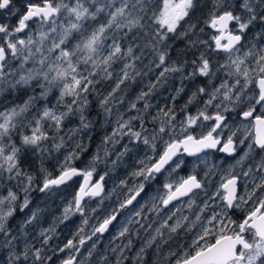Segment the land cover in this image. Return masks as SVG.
<instances>
[{"label": "snow or ice", "instance_id": "obj_1", "mask_svg": "<svg viewBox=\"0 0 264 264\" xmlns=\"http://www.w3.org/2000/svg\"><path fill=\"white\" fill-rule=\"evenodd\" d=\"M199 7L200 0H0L8 14L0 21V96L19 97L0 110L6 264H92L112 230L121 240L110 249L115 264H125L134 238H142L136 264H147L149 249L154 264H264V0H213L202 21L213 30L206 40L197 35L205 31ZM185 37L205 51L173 60L169 41ZM149 73L146 89L121 112L125 89ZM177 76L174 94L153 105V94ZM92 97L100 129L89 118ZM94 131H102L100 143L77 167ZM53 152L50 171L45 160ZM125 157L130 171L107 191L106 178ZM77 177L60 216L30 239L26 229L42 211L30 208L32 194L54 193ZM25 210L13 231L11 221ZM73 217L75 231L53 247L57 224ZM103 264H111L107 256Z\"/></svg>", "mask_w": 264, "mask_h": 264}, {"label": "rangeland", "instance_id": "obj_2", "mask_svg": "<svg viewBox=\"0 0 264 264\" xmlns=\"http://www.w3.org/2000/svg\"><path fill=\"white\" fill-rule=\"evenodd\" d=\"M11 19H13V18H11ZM211 31H213V30H210V29L208 30V38H209V33ZM213 54L216 55V53H213ZM218 58H216V59L219 60V62H221V63L224 62L223 54H220ZM217 60H215L213 63H216ZM188 70H190V68ZM154 75H155V73H152L149 76L150 79H148V82L152 79V77ZM178 81H179V77L177 76L174 80H170L169 83H167L164 87L159 88L153 94V96L150 98L151 103L153 105H163L167 101V99L171 95L174 94V88L179 87ZM148 82H147V84H148ZM146 85H145V87H146ZM179 102H182V101H178V103ZM142 104H143V102L141 103V106H142ZM40 106H42V104ZM141 106H138V107H141ZM190 110H193V109H190ZM121 112H124V111H121ZM229 119L231 121L232 117L230 116ZM205 123L207 124L208 122H205ZM72 126H75V123H73ZM110 128H111V126L108 129L109 131H110ZM200 130L201 129H197V132H199ZM116 150H119V145L116 146ZM146 152H148V149L144 148V150L140 153V156L143 157ZM132 163H133V161L131 158L125 157L123 166L116 168L113 172L110 173V177L106 178V190L107 191H111L116 186V184H118L119 179L125 177L126 172L130 171ZM229 163H234V161L229 162ZM100 166H101V168H98V171L102 172L104 170L105 166L104 165H100ZM108 167L109 168L111 167L110 163H109ZM203 167L204 166L201 165V168H203ZM180 175H182V173H180ZM79 182H80V179H75V182H73L71 184V186L61 187L60 189L54 190V193H50L48 195H45L46 199L49 198V201H48L49 207L40 213V218L38 221L33 222L32 225H29L27 227L26 231L28 232V236L30 239L32 237H37L39 234V231L41 229L48 228L50 225H52L56 221L57 217L60 216L62 208L64 207V205L67 203L68 200L71 199L73 192H74L75 188L78 186ZM113 199H115L114 196H113ZM92 203L94 204L95 201H93ZM110 203H112V201L107 200V201H105L104 206L107 207L108 204H110ZM21 221H23V219ZM78 224H79V217H73L71 220L65 222L64 224H57L56 236L54 237L53 241L50 242V244L53 247H55L57 245H62V243L70 236V234L75 231ZM114 234H115V230H112L110 234H107L102 238V241L99 244V245H101V248H100L101 251L97 249L98 254H94V258L92 259V264H101V262L103 263V257L104 256L108 257L109 261H111V264H115V259H114L115 254L112 253L110 251V249L112 247H115L116 244L121 243V240L116 241L115 239H113ZM21 238L23 241V237H21ZM22 241H21V245H22ZM113 241H114V244L110 245V243ZM33 242H36L37 244L39 243L38 240H35ZM87 247H88V245H85V248H87ZM132 249H133V247H132ZM0 250L2 251V254H3V256L0 258V264H6L7 256L5 254V250H3V249H0ZM149 250H151V249H149ZM128 252L126 253L128 256L127 261L130 262V264H132V262L135 261V259H134V256L130 257V251H128ZM151 252L153 255L156 254L153 252V250H151ZM149 254H150V252H149ZM60 255H63V254H60ZM53 264H59V261L56 258H54Z\"/></svg>", "mask_w": 264, "mask_h": 264}, {"label": "trees", "instance_id": "obj_3", "mask_svg": "<svg viewBox=\"0 0 264 264\" xmlns=\"http://www.w3.org/2000/svg\"><path fill=\"white\" fill-rule=\"evenodd\" d=\"M234 2L238 3V0H234ZM212 5H213V0H200V7L197 9L196 14H195L196 18H201V23L199 26L205 28L204 33L198 32L197 35H199L200 38L204 39V40L208 39L209 28L205 27V25L203 24L202 21H203V18H206L208 12L212 9ZM3 20H4V17L0 16V21H3ZM182 24H183V22H182ZM183 27H187V25H183ZM178 31H179V29H178ZM191 39H193V40L196 39V36H191ZM141 42H142V40L137 41V43H141ZM124 43H127V41H125ZM189 43L190 42H189L188 37L171 39L169 41V44L171 45V48H172V53H171L172 59L178 60V61L186 60V61L190 62L191 60L197 58V56L199 55V52L205 51V49L202 45L199 46L198 48H191V47H189ZM137 54H139V50L137 51ZM143 54L145 57L143 63L148 64L149 61L151 60V56L149 55V50L145 49ZM208 54H209L212 62L217 60L216 58L219 57V55H217V54L216 55H214L213 53H208ZM217 61H219V60H217ZM151 74L152 73H149L147 76H144L143 79L138 78V83L132 84L127 89H125L126 95L124 96V104L123 105L118 104L116 106L117 108H119L120 111H125L126 105L129 102L135 101L136 95H138L142 89H146L145 85L147 84L148 79H150L149 76ZM109 85H111V81L104 82L103 84L99 85L98 88L102 92H106V90H108V88H109ZM118 95H120V94L118 93ZM5 96H7V93H5ZM90 99L93 100L94 110L91 112L89 118L96 120L97 121L96 128L100 129L101 125L104 124V120L102 118L97 117V112L100 111L98 105H96V100L98 98L92 97ZM12 100L19 102V97L16 94H13L11 97H8V99L6 100L4 96H0V110H2L4 107L8 106ZM141 103L142 102H140L138 104V106H141ZM115 110L116 109H114V112H115ZM109 127H110V125L108 126V129H109ZM102 134H103L102 131H94L93 132V134H92L93 138H92L91 144L88 148V151L86 153H84V155L81 157V160L76 161L77 167H83L84 163L91 159L92 155L96 151L97 146L100 143V138H101ZM84 142L86 144L88 143L87 140H85ZM57 156H59V154L53 152L52 156L48 157L45 160V166L48 167L50 171H54L53 165L55 163ZM62 158L63 157L61 156L60 159H62ZM32 159H33L32 170L35 171L36 167L39 165L40 161L35 157H33ZM99 168H101V166H99ZM32 200H33V203H32V205H30V208L39 207L42 211H44L46 208L49 207V205H48L49 204V202H48L49 198L46 199L45 194L34 192L32 194ZM28 214H29L28 210H25L24 214H18L15 218H13V220L11 221V226L13 228V231L16 230L17 225L20 223V221L22 219H24L25 215H28ZM21 241H22V238H21ZM2 256H3V254H2V251L0 250V258Z\"/></svg>", "mask_w": 264, "mask_h": 264}, {"label": "flooded vegetation", "instance_id": "obj_4", "mask_svg": "<svg viewBox=\"0 0 264 264\" xmlns=\"http://www.w3.org/2000/svg\"><path fill=\"white\" fill-rule=\"evenodd\" d=\"M0 16H3L4 17V19L5 18H7L8 17V14L6 13V12H4V13H0ZM14 17H13V21H14ZM216 155H220V154H216ZM228 163L229 162H232V160L231 159H229L228 161H227ZM202 169V168H201ZM200 169H198V171H199ZM180 173H182V175H185L186 174V172L185 171H181ZM75 179H80L79 177H77V178H75ZM111 233V232H110ZM110 233H107V234H110ZM107 234H105V235H107ZM141 239L142 238H134L133 239V249H131L130 250V257H132V256H134L135 255V253H136V251H138L139 250V247L141 246ZM117 241V240H116ZM126 242V241H125ZM112 244H114V241L113 242H111L110 243V245H112ZM101 245H99L98 246V250H100L101 251ZM149 252H150V254H149ZM129 253V252H128ZM134 254V255H133ZM156 259H157V254H152V252H151V250H148V254L146 255V261H147V264H154V262L156 261ZM101 264H103L102 262H101ZM125 264H130V262H128L127 260H126V262H125ZM132 264H136V261H133L132 262Z\"/></svg>", "mask_w": 264, "mask_h": 264}]
</instances>
